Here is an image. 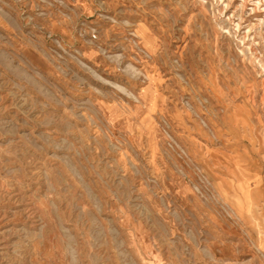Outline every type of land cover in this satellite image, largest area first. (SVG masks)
<instances>
[{
	"label": "rangeland",
	"instance_id": "rangeland-1",
	"mask_svg": "<svg viewBox=\"0 0 264 264\" xmlns=\"http://www.w3.org/2000/svg\"><path fill=\"white\" fill-rule=\"evenodd\" d=\"M0 264H264V0H0Z\"/></svg>",
	"mask_w": 264,
	"mask_h": 264
},
{
	"label": "bare ground",
	"instance_id": "bare-ground-1",
	"mask_svg": "<svg viewBox=\"0 0 264 264\" xmlns=\"http://www.w3.org/2000/svg\"><path fill=\"white\" fill-rule=\"evenodd\" d=\"M135 87V86H134Z\"/></svg>",
	"mask_w": 264,
	"mask_h": 264
}]
</instances>
